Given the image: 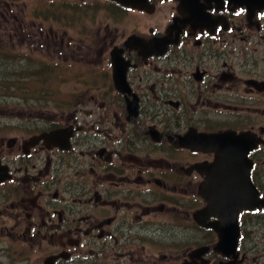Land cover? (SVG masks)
Here are the masks:
<instances>
[{
	"label": "flooded vegetation",
	"instance_id": "obj_1",
	"mask_svg": "<svg viewBox=\"0 0 264 264\" xmlns=\"http://www.w3.org/2000/svg\"><path fill=\"white\" fill-rule=\"evenodd\" d=\"M102 1L113 27L62 55L82 107L1 131L0 264H264V9ZM77 3L31 11L102 7Z\"/></svg>",
	"mask_w": 264,
	"mask_h": 264
},
{
	"label": "rangeland",
	"instance_id": "obj_2",
	"mask_svg": "<svg viewBox=\"0 0 264 264\" xmlns=\"http://www.w3.org/2000/svg\"><path fill=\"white\" fill-rule=\"evenodd\" d=\"M11 0H0V56H18L24 64L16 63L13 58H8L7 61L0 59V74L6 71L7 73H13L14 78L4 79L2 78V86L6 84L15 85L14 90L9 91L11 94L5 97L1 94L8 92L0 89V136L3 128L10 123H30L32 118L35 117H49L52 113H61L66 111V114L78 110L82 106L77 105L79 99L72 96V92L79 88L80 84L77 81L80 77V72L75 70L74 72H61V62L64 63V56L66 51V44L70 42L74 46L69 49H75V46L84 37L87 42H90L92 38L97 39L99 42L101 38L95 33L96 29L100 26L105 27L110 25L113 27L115 24L111 18H109L104 11L106 4L102 0H68L71 4L79 2L77 4L84 5L83 8L88 9L87 6H93L99 3L102 7L98 10L97 14L88 17L86 20L79 19V21H73L70 24L69 20L65 21L64 17H60L59 14H50V17L44 18L38 17V14H32L31 9L36 10L45 7L46 2L49 0H13L11 2L15 5L10 6L9 14L6 2ZM55 4H60L63 0H52ZM74 1V2H72ZM84 1V2H82ZM3 2V3H2ZM92 10V8L90 9ZM95 10V11H96ZM93 11V10H92ZM94 12V11H93ZM92 12V13H93ZM35 13V11H34ZM14 15L18 16L15 20ZM57 18V19H56ZM60 18V21L58 20ZM128 18V17H127ZM129 19V18H128ZM105 21V22H103ZM103 22V23H102ZM89 25V29H86L85 35H80L79 31H83V28ZM81 28V30L79 29ZM122 29L125 30L124 27ZM87 30H90L89 32ZM52 31V33H51ZM61 40L65 41L64 49L61 46ZM97 48L101 49L102 46L98 44ZM31 49H34L33 52ZM72 53L69 52L68 63L72 62ZM32 58L34 62L27 63L26 59ZM50 60L53 63V72L43 71L36 67L35 71L32 67L38 66L37 60ZM25 64H28L25 66ZM74 64H78L74 62ZM10 66L9 70L8 67ZM2 67H4L2 69ZM29 67V68H27ZM2 69V70H1ZM9 71V72H8ZM48 73L47 76L45 73ZM37 74L34 77V74ZM4 77L7 75H3ZM42 81L43 84L38 85ZM1 82V81H0ZM9 88V87H7ZM6 89V88H4ZM8 92V93H9ZM44 92L49 95L48 101L43 102L37 96L38 93ZM37 94L32 101L27 102L24 97L27 94ZM15 97H14V96ZM38 97V98H37ZM85 117V114H83ZM31 118V119H30ZM11 137V136H10ZM4 153L9 156L17 154V150H11L6 145L4 146ZM263 248V244H261ZM30 255V254H29ZM37 255V254H33ZM32 255V263L41 262V258ZM39 256V255H38Z\"/></svg>",
	"mask_w": 264,
	"mask_h": 264
},
{
	"label": "water",
	"instance_id": "obj_3",
	"mask_svg": "<svg viewBox=\"0 0 264 264\" xmlns=\"http://www.w3.org/2000/svg\"><path fill=\"white\" fill-rule=\"evenodd\" d=\"M115 2L120 3L123 6L126 7H130V8H134V9H147L148 5H149V1L148 0H112ZM180 1L181 6L184 7L185 10H187V12H190V16L195 15L196 11L199 9V6H202V4H200L201 0H177ZM208 3H210L211 1H215L216 3H223L224 0H204ZM229 4H233L235 7H246L248 9V11L253 14L256 10H262L264 9V0H228ZM197 6V7H196ZM66 131L65 130H56L53 131L51 133H46L43 134L41 136L42 139H57L59 138L62 134H64ZM68 136H66L67 138ZM4 170V175L5 172L7 171L6 168H3L0 165V171ZM6 170V171H5ZM7 177V176H6ZM245 195L240 194V197H244ZM242 202V201H241ZM248 202V201H247ZM243 206H241L242 208ZM235 244H233L234 247ZM234 250V249H233Z\"/></svg>",
	"mask_w": 264,
	"mask_h": 264
},
{
	"label": "trees",
	"instance_id": "obj_4",
	"mask_svg": "<svg viewBox=\"0 0 264 264\" xmlns=\"http://www.w3.org/2000/svg\"><path fill=\"white\" fill-rule=\"evenodd\" d=\"M57 19V18H56ZM59 21H60V18L58 19ZM69 22H71L70 20H69ZM8 58H13V60L16 62V60H17V56H14V57H11V56H0V59H3V60H6L7 61V59ZM25 62H27V63H30V62H34L33 61V59L32 58H27L26 60H25ZM16 63H20V64H24V62L23 61H21V60H18ZM26 65H28V64H25V66ZM41 65H43V64H40L39 65V67L38 68H40V70H41ZM28 66H30V65H28ZM4 67H8V70L10 69L9 67L10 66H4ZM4 67H2V69L4 68ZM27 68H29V67H27ZM1 69V70H2ZM9 72V71H8ZM14 72H15V70H14ZM14 72L11 74V73H7L6 71H4V72H1V74H0V89L1 90H6V91H11V90H14L15 89V87H13V86H15V85H12V84H6V85H4V86H2V78H4V79H10V78H14L15 76H13V74H14ZM3 75H7V76H3ZM37 82H39L38 83V85L40 86L41 84H43V86H44V83H42V81H37ZM7 87H9V88H7ZM4 88H6V89H4ZM5 92V93H2L1 92V94L5 97V99L7 98V96H9L11 93L9 92ZM36 95L37 94H34V93H31V94H27V96L26 97H24L25 98V100L27 101V102H29V101H32V99H34V97H36ZM14 96V95H13ZM38 97H39V99L43 102V100H45V101H48V99H49V95L47 94V92L46 93H44V92H39L38 93V95H37ZM15 97V96H14ZM37 97V98H38ZM43 99V100H42Z\"/></svg>",
	"mask_w": 264,
	"mask_h": 264
}]
</instances>
